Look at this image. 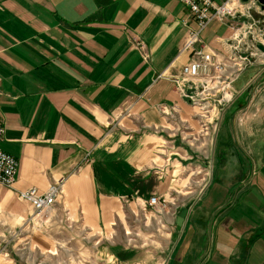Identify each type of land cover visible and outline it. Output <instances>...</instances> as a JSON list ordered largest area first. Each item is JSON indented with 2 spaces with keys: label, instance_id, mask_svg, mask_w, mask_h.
<instances>
[{
  "label": "crops",
  "instance_id": "0c3cea01",
  "mask_svg": "<svg viewBox=\"0 0 264 264\" xmlns=\"http://www.w3.org/2000/svg\"><path fill=\"white\" fill-rule=\"evenodd\" d=\"M188 18L180 0H0L1 148L18 159L13 188L0 185V264H58L60 249L88 264H264V75L236 90L204 154L142 127L167 125L160 106L175 105L199 129L173 82ZM230 35L214 22L201 38L221 51ZM206 158L205 187L180 185V169L204 171ZM56 182L59 203L27 223L17 192ZM171 191L193 199L189 214L158 230L142 209ZM128 217L144 220L151 249L123 239Z\"/></svg>",
  "mask_w": 264,
  "mask_h": 264
},
{
  "label": "built area",
  "instance_id": "2783aa9c",
  "mask_svg": "<svg viewBox=\"0 0 264 264\" xmlns=\"http://www.w3.org/2000/svg\"><path fill=\"white\" fill-rule=\"evenodd\" d=\"M188 12L184 20L187 27V38L183 52L188 53L189 60L173 79L176 91L193 111V120L197 121L198 131L192 133L189 123L183 119L179 109L160 106V110L168 123L165 126L153 127L142 124L143 130H152L156 134L167 135L171 140L178 136L190 148L213 144L211 132L218 129L224 111L236 98L234 84L240 74L256 62L264 60V2L260 0H180ZM193 21L195 26H190ZM214 22L227 23L231 30L229 37L218 39L221 51H214L204 45L201 35ZM145 59V44L138 38L132 39ZM257 74L248 84L251 85ZM168 108V109H166ZM5 133L4 121L0 112V185L13 188L16 182L18 159L5 153L1 141ZM199 135V136H197ZM203 137L202 139L200 138ZM47 191L41 192L32 187L17 192L18 198L31 206L32 214L27 223L48 213L59 203L62 185L59 182L49 185ZM169 196L153 197L142 210L152 209L153 215L159 219V228L168 229L175 225V220L183 205L181 201ZM48 219L43 221V225Z\"/></svg>",
  "mask_w": 264,
  "mask_h": 264
},
{
  "label": "rangeland",
  "instance_id": "374dc122",
  "mask_svg": "<svg viewBox=\"0 0 264 264\" xmlns=\"http://www.w3.org/2000/svg\"><path fill=\"white\" fill-rule=\"evenodd\" d=\"M262 62H256L255 65L253 67L247 68L246 70H244L240 75V77L238 78V81L234 84V89L238 90L241 89L243 87V85L253 76V73H255V71L258 72V76L256 78L260 79L261 76L264 75V70L261 71L262 68H264V60H261ZM222 119V118H221ZM222 121V120H221ZM220 123L218 124V128H219ZM218 132V129L215 132H211V137L214 135H216ZM199 136V135H197ZM213 136V137H214ZM177 138H180L179 136ZM200 138L202 139L203 137L200 136ZM188 139L184 140V142L187 144ZM215 143V137H214V142ZM213 145V144H212ZM210 146V145H208ZM208 146H203V147H193V149H196L197 152H201V154H204L205 151H203V149L208 148ZM213 156V155H212ZM207 158L209 159L210 157L207 156ZM206 158V159H207ZM206 160L207 165L205 170H201L198 166L195 167V165H192V168H181L180 172L182 173L181 176L179 177L181 179V183L180 185L182 186H186L187 184H189V182H199L198 183V187H197V191H201L205 185L208 183V175L210 173V167H209V162L210 160ZM189 174H192L191 176H189ZM189 176V177H188ZM204 179V180H203ZM196 189V188H195ZM171 194L172 191H171ZM181 204L185 203L188 201V203H191L193 201V199L190 200H186L184 198H182L181 200ZM127 210V209H125ZM128 211V210H127ZM123 228V234L125 235L126 241L128 243H130L129 245L132 246H140V245H146L144 246L145 249H151L152 247L150 246V243H148L149 241V235L150 232L148 229L145 228L144 225V220H138L136 221L135 218H130L128 217L126 219V222L124 224ZM122 230V229H121ZM127 232V233H125ZM131 239V240H130ZM153 240V239H150ZM131 241V242H130ZM50 259H52L54 262H57L58 264H68L72 261L74 262H81V264H88L91 263V261L93 262L94 260H96L94 258V255H81L79 256V258H68V255L65 253V250H59V253L55 256V257H50Z\"/></svg>",
  "mask_w": 264,
  "mask_h": 264
},
{
  "label": "water",
  "instance_id": "95a60500",
  "mask_svg": "<svg viewBox=\"0 0 264 264\" xmlns=\"http://www.w3.org/2000/svg\"><path fill=\"white\" fill-rule=\"evenodd\" d=\"M262 3L264 2V0H260ZM260 50L264 51V47L262 45H259L258 46ZM179 215L177 217V220H176V225L177 227L181 230L183 227V224L189 214V211H188V208H182L181 211H179Z\"/></svg>",
  "mask_w": 264,
  "mask_h": 264
}]
</instances>
